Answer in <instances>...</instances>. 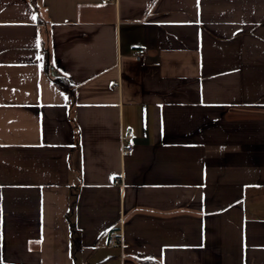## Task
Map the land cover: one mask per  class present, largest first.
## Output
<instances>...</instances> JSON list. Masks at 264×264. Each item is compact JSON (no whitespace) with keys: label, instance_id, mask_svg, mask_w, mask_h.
<instances>
[{"label":"crops","instance_id":"obj_1","mask_svg":"<svg viewBox=\"0 0 264 264\" xmlns=\"http://www.w3.org/2000/svg\"><path fill=\"white\" fill-rule=\"evenodd\" d=\"M148 260L264 264V0H0V264Z\"/></svg>","mask_w":264,"mask_h":264},{"label":"built area","instance_id":"obj_2","mask_svg":"<svg viewBox=\"0 0 264 264\" xmlns=\"http://www.w3.org/2000/svg\"><path fill=\"white\" fill-rule=\"evenodd\" d=\"M144 57H145V49L143 48H141L135 53V58L138 61H143ZM123 139L127 140V143L122 147V156H125L130 154L134 149V143H133L134 133L129 132L128 134H126V136H124ZM114 183L116 185H121L122 184L121 178L116 179ZM122 244H123V234H122V225H121L119 228L110 230L107 237L106 246L110 248H115L118 246H122Z\"/></svg>","mask_w":264,"mask_h":264},{"label":"trees","instance_id":"obj_3","mask_svg":"<svg viewBox=\"0 0 264 264\" xmlns=\"http://www.w3.org/2000/svg\"><path fill=\"white\" fill-rule=\"evenodd\" d=\"M54 82L69 95L70 99L73 100L75 96L74 86H72L66 79L55 78ZM141 264H153V263L148 260V261H142Z\"/></svg>","mask_w":264,"mask_h":264},{"label":"snow or ice","instance_id":"obj_4","mask_svg":"<svg viewBox=\"0 0 264 264\" xmlns=\"http://www.w3.org/2000/svg\"><path fill=\"white\" fill-rule=\"evenodd\" d=\"M33 19H35V17H33Z\"/></svg>","mask_w":264,"mask_h":264}]
</instances>
